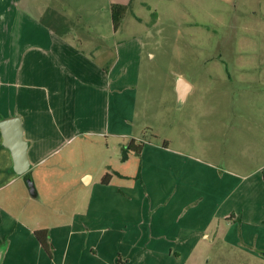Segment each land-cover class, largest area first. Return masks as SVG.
Returning a JSON list of instances; mask_svg holds the SVG:
<instances>
[{
    "label": "crops",
    "instance_id": "1",
    "mask_svg": "<svg viewBox=\"0 0 264 264\" xmlns=\"http://www.w3.org/2000/svg\"><path fill=\"white\" fill-rule=\"evenodd\" d=\"M71 8L68 0H0V122L14 117L23 120L32 174L48 192L55 183H61L66 192L62 177L51 178L48 163L79 139L87 143L85 153L98 140L109 149L113 139L141 162L136 174L113 168L99 176L84 171L79 179H84L87 190L83 191L85 208L74 222L24 223L11 211L9 215V206L18 210V197L10 194L24 192L27 183L14 173L12 155L3 147L0 131V247L7 245L1 264H180V247L189 246L186 251L191 253L207 232H211L208 237L215 235L212 222L217 213L229 228L235 227L233 218L223 211L231 196L232 176L237 174L172 150L167 141V146H160L136 136L135 111H131L135 85L128 75L130 63L127 58L121 61L126 50L118 48L116 58H110L104 34L88 30L77 15L80 6H74L73 12ZM107 8L100 6L97 13ZM174 89L177 97L176 82ZM192 92L193 87L186 101ZM132 141L135 146L143 144L140 153L129 150ZM76 148L57 163L67 164ZM107 174L112 178L104 184ZM158 188L166 190L162 198ZM144 191L153 197L152 216L149 226L140 223L137 230L136 204L146 209ZM37 197L45 201L41 190ZM163 207L188 210L171 223L168 215L161 214ZM45 229L51 256L35 235Z\"/></svg>",
    "mask_w": 264,
    "mask_h": 264
},
{
    "label": "rangeland",
    "instance_id": "2",
    "mask_svg": "<svg viewBox=\"0 0 264 264\" xmlns=\"http://www.w3.org/2000/svg\"><path fill=\"white\" fill-rule=\"evenodd\" d=\"M68 2L70 12L80 6L77 15L88 30L104 34V44L112 51L110 58H116V49L126 50L121 61L127 58L130 63L128 75L135 85L131 99L135 135L160 146L167 141L172 150L237 174L232 176L231 196L223 211L233 218L235 227L229 228L217 213L212 222L215 235L208 237L211 232H207L191 253L186 251L189 246L180 247V264H264V0ZM111 4L129 9L118 31L113 27ZM100 6L110 8L97 13ZM178 77L193 87L182 106L174 89ZM108 122L107 117L105 124ZM109 142V149L104 141L92 142L95 145L85 153L87 143L79 139L52 158L48 168L56 176L51 178L64 179L65 193L61 183H55L48 192L30 171L45 201L24 187V192L10 194L18 197V210L9 206V215L11 211L24 223L39 226L74 222L85 208L83 191L87 190L84 179H79L84 171L96 176L112 168L137 173L139 156L116 145L113 139ZM76 146L67 164L57 163ZM157 191L161 198L166 195L165 189ZM152 198L144 191L147 210L136 204L137 230L140 223L149 226ZM185 209L163 207L161 214L175 223L178 216L186 215ZM200 220H206L203 212Z\"/></svg>",
    "mask_w": 264,
    "mask_h": 264
},
{
    "label": "water",
    "instance_id": "3",
    "mask_svg": "<svg viewBox=\"0 0 264 264\" xmlns=\"http://www.w3.org/2000/svg\"><path fill=\"white\" fill-rule=\"evenodd\" d=\"M192 90L191 84L183 77L176 80V93L178 103H185L187 96ZM0 131L3 139V147L11 152L13 158V171L18 176H23L28 190L33 197L37 191L32 178H30L31 162L29 159V143L24 136L23 120L20 117L6 119L0 122ZM7 245L0 247V264L6 252Z\"/></svg>",
    "mask_w": 264,
    "mask_h": 264
},
{
    "label": "trees",
    "instance_id": "4",
    "mask_svg": "<svg viewBox=\"0 0 264 264\" xmlns=\"http://www.w3.org/2000/svg\"><path fill=\"white\" fill-rule=\"evenodd\" d=\"M128 11H129V9L126 6L115 5V4L111 6L112 21H113V27H114L115 31L119 30V28L121 27L124 19L126 18L127 14H128ZM134 143H135L134 141L131 142L129 150H134L135 152L140 153L142 150L143 144H140L139 146H135ZM164 145L167 146V142H165ZM111 178H112V175L107 174L103 179V183L108 184L110 182ZM48 234H49V232L47 229L39 230V231L35 232V235L37 237L38 242L40 243L42 248L45 250V252L49 256H51L52 255V246H51Z\"/></svg>",
    "mask_w": 264,
    "mask_h": 264
}]
</instances>
